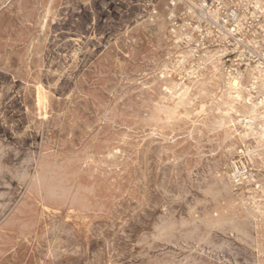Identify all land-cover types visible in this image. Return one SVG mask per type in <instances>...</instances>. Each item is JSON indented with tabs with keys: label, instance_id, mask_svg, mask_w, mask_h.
I'll list each match as a JSON object with an SVG mask.
<instances>
[{
	"label": "rangeland",
	"instance_id": "rangeland-1",
	"mask_svg": "<svg viewBox=\"0 0 264 264\" xmlns=\"http://www.w3.org/2000/svg\"><path fill=\"white\" fill-rule=\"evenodd\" d=\"M170 1L0 0V264H264V160L250 161L260 148L242 137L246 90L223 92L222 58L193 53Z\"/></svg>",
	"mask_w": 264,
	"mask_h": 264
},
{
	"label": "built area",
	"instance_id": "built-area-1",
	"mask_svg": "<svg viewBox=\"0 0 264 264\" xmlns=\"http://www.w3.org/2000/svg\"><path fill=\"white\" fill-rule=\"evenodd\" d=\"M169 8L173 25L189 32L193 53L222 58L246 103H263L264 114V0H171Z\"/></svg>",
	"mask_w": 264,
	"mask_h": 264
},
{
	"label": "bare ground",
	"instance_id": "bare-ground-1",
	"mask_svg": "<svg viewBox=\"0 0 264 264\" xmlns=\"http://www.w3.org/2000/svg\"><path fill=\"white\" fill-rule=\"evenodd\" d=\"M61 1V0H60ZM91 1V0H90ZM53 2V1H52ZM148 2V1H147ZM48 3V2H47ZM55 3V2H54ZM88 3V2H87ZM86 3V4H87ZM37 4V3H36ZM57 4V3H56ZM164 4H166V3H164ZM39 5V4H38ZM50 5V4H49ZM69 5V4H68ZM72 5V4H71ZM143 5V4H142ZM48 6V5H47ZM65 6V5H64ZM32 7V6H31ZM35 7V6H34ZM38 7V6H37ZM63 7V6H62ZM61 7V8H62ZM68 8H69V6H67ZM137 7V6H136ZM42 8V7H41ZM76 8V7H75ZM43 9V8H42ZM73 9V8H72ZM80 9V8H79ZM34 10V9H33ZM167 10V9H166ZM24 11V10H23ZM30 11V10H29ZM37 11V10H36ZM44 11V10H43ZM33 12V11H32ZM67 12V11H66ZM38 13V12H37ZM20 14V13H19ZM47 15V14H46ZM16 19V18H15ZM22 19V18H21ZM62 19V18H61ZM156 19V18H155ZM31 21V20H30ZM75 21V20H74ZM37 22V21H36ZM50 22V21H49ZM22 23V22H21ZM20 23V24H21ZM45 23V22H44ZM53 23V22H52ZM83 23V22H82ZM155 23V22H154ZM37 24V23H36ZM91 24H93V23H91ZM164 24V23H163ZM31 25V24H30ZM63 25V24H62ZM10 26V25H9ZM50 26H52V25H50ZM54 26V25H53ZM84 26V25H83ZM164 26V25H163ZM162 26V27H163ZM21 27V26H20ZM23 27V26H22ZM43 27V26H42ZM85 27V26H84ZM16 28V27H15ZM19 28V27H18ZM24 28V27H23ZM69 28V27H68ZM94 28V27H93ZM92 28V29H93ZM58 29V28H57ZM75 29V28H74ZM14 30V29H13ZM17 30V29H16ZM91 30V29H90ZM177 30V29H176ZM5 31V30H4ZM21 31V30H20ZM52 31V30H51ZM86 31V30H85ZM180 31V30H179ZM13 32V31H12ZM158 32V31H157ZM173 32V31H172ZM178 32V31H177ZM188 32V31H187ZM80 33V32H79ZM20 34V33H19ZM73 34H75V33H73ZM10 35V34H9ZM12 35H14V34H12ZM50 35V34H49ZM155 35V34H154ZM158 35V34H157ZM16 36H17V34H16ZM15 36V37H16ZM170 36V35H169ZM82 37V36H81ZM88 40V39H87ZM93 40V39H92ZM86 43V42H85ZM99 44V43H98ZM176 44V43H175ZM84 46V45H83ZM92 46V45H91ZM28 48V47H27ZM157 48V47H156ZM152 50H153V48H152ZM73 51V50H72ZM74 52V51H73ZM78 53V52H77ZM166 53V52H165ZM187 54L188 55H191L192 56V54H190L189 52H187ZM43 55H45V54H43ZM62 56H63V54H62ZM211 56V55H210ZM68 57H69V55H68ZM75 57V56H74ZM212 57V56H211ZM152 58H153V56H152ZM204 58V57H203ZM206 58H208V57H206ZM219 58V57H218ZM46 59V58H45ZM199 59V58H198ZM213 59V58H212ZM211 60V59H210ZM73 61V60H72ZM186 61V60H185ZM29 62V61H28ZM82 62V61H81ZM204 62H207V61H204ZM208 62H210L209 60H208ZM211 63V62H210ZM219 64V63H218ZM39 65V64H38ZM201 65V64H200ZM204 65V64H203ZM210 65H212V64H210ZM49 66V65H48ZM84 67V66H83ZM217 66H214L213 68H216ZM38 68V67H37ZM99 69V68H98ZM217 69V68H216ZM220 69V68H219ZM218 69V70H219ZM94 70H96V69H94ZM43 71V70H42ZM82 71V70H81ZM44 72V71H43ZM47 72V71H46ZM224 72V71H223ZM40 73V72H39ZM100 73V72H99ZM227 73V72H226ZM21 74V73H20ZM62 74V73H61ZM220 74V73H219ZM224 74V73H223ZM201 75V74H200ZM202 76V75H201ZM21 77V76H20ZM79 77V76H78ZM91 77V76H90ZM97 77V76H96ZM160 77V76H159ZM225 77V76H224ZM31 78V77H30ZM46 78V77H45ZM64 78V77H63ZM166 78V77H165ZM220 78H221V76H220ZM32 79V78H31ZM83 79V78H82ZM101 79V78H100ZM161 79V78H160ZM226 79V78H225ZM106 80V79H105ZM169 80V79H168ZM95 82H96V80H94ZM94 81H92L93 83H94ZM21 82V81H20ZM37 82V81H36ZM92 83V84H93ZM208 83V82H207ZM54 84V83H53ZM90 84V83H89ZM120 84V83H119ZM196 84V83H195ZM91 85V84H90ZM105 85V84H104ZM168 85H169V83H168ZM174 85V84H173ZM202 85V84H201ZM224 85V84H223ZM28 86V85H27ZM106 86V85H105ZM36 87V86H35ZM165 87V86H164ZM202 87V86H201ZM51 88V87H50ZM92 88V87H91ZM94 88V87H93ZM105 88V87H104ZM184 88V87H183ZM101 89V88H100ZM120 89H122V88H120ZM204 89V88H203ZM214 89V88H213ZM216 89H217V87H216ZM243 89V85L241 84V81L240 80H238V79H234V78H228L227 79V84H226V89H225V91H223L224 93L226 92L227 93V95L229 96V98L233 101L235 98H236V96H234V94L235 93H238V92H240L241 90ZM197 90V89H196ZM40 91V90H39ZM176 91V90H175ZM206 91H207V89H206ZM163 92V91H162ZM178 92V91H177ZM205 92V91H204ZM189 93H190V91H189ZM208 93H209V91H208ZM207 93V94H208ZM222 93V92H221ZM47 94V93H46ZM99 94V93H98ZM214 94V93H213ZM89 95V94H88ZM205 94L203 93V96H204ZM52 96V95H51ZM102 96V95H101ZM127 96V95H126ZM202 96V95H201ZM213 96V95H212ZM221 96V95H220ZM219 96V97H220ZM55 97V96H54ZM85 97V96H84ZM50 98V97H49ZM58 98V97H57ZM68 98H69V96H68ZM91 98V97H90ZM98 98V97H97ZM185 98V97H184ZM222 98V97H221ZM119 99H120V97H119ZM186 99V98H185ZM187 99H188V97H187ZM186 99V100H187ZM49 100V99H48ZM165 100V99H164ZM182 100V99H181ZM107 101V100H106ZM113 101H115V100H113ZM220 101V100H219ZM225 101H227V100H225ZM230 101V100H229ZM118 102H120V101H118ZM184 102H185V100H184ZM182 103V102H181ZM223 103H224V101H223ZM228 103V102H227ZM115 104V103H114ZM156 104V103H155ZM179 104V103H178ZM144 105V104H143ZM154 105V104H153ZM157 105V104H156ZM180 105V104H179ZM218 105V104H217ZM228 105V104H227ZM262 105H263V103H259V104H253V105H247L246 106V110H247V113L246 112H244L243 110V112L244 113H246L247 115H246V117H244V120H242L241 122H243V125H244V128H245V134L242 136V137H245L244 139H248V137H249V135H253V137L256 139V143L258 144V147L260 148L259 150H257L256 152H258V154L257 155H255V152H253V151H249L248 152V154H249V156H250V160H251V162H254L253 160H252V155H254L255 156V158L257 159V160H264L263 158V156H264V122H261L260 121V119L264 116L262 113V111H261V108H262ZM115 106V105H114ZM158 106V105H157ZM181 106V105H180ZM241 106V105H240ZM178 107V106H177ZM183 107V106H182ZM214 107H215V105H214ZM229 107V106H228ZM217 108V107H216ZM215 108V109H216ZM222 108V107H221ZM213 109V108H212ZM223 109V108H222ZM225 109V108H224ZM227 109V108H226ZM230 109V108H229ZM112 110V109H111ZM115 110V109H114ZM146 110V109H145ZM155 110H157L156 108H155ZM163 110V109H162ZM201 110V109H200ZM217 110V109H216ZM234 110V109H233ZM238 110V109H237ZM73 111V110H72ZM97 111V110H96ZM149 111V110H148ZM170 112L172 111V110H169ZM51 112V111H50ZM108 112V111H107ZM116 112V111H115ZM165 112V111H164ZM217 112H219L218 110H217ZM221 112V111H220ZM219 112V113H220ZM102 113V112H101ZM117 113V112H116ZM120 113V112H119ZM134 113V112H133ZM233 113H236L235 111H233ZM40 114H41V112H40ZM158 114V113H157ZM224 114V113H223ZM63 115H64V112H63ZM102 115V114H101ZM109 115V114H108ZM115 115V114H114ZM113 115V116H114ZM208 115V114H207ZM218 115V114H217ZM240 115V114H239ZM59 116V115H58ZM96 116V115H95ZM99 116H100V114H99ZM104 116V115H103ZM110 116V115H109ZM184 116V115H183ZM37 117V116H36ZM63 117V116H62ZM67 117V116H66ZM150 117V116H149ZM155 117V116H154ZM181 117V116H180ZM224 117V116H223ZM223 117H222V119H223ZM47 118V117H46ZM105 118V117H104ZM212 118V117H211ZM217 118V117H216ZM227 118V117H226ZM30 119V118H29ZM113 119V118H112ZM123 119V118H122ZM131 119V118H130ZM39 120V119H38ZM111 120V119H110ZM117 120H118V118H117ZM125 120H127V119H125ZM133 120V119H132ZM143 120V119H142ZM152 120V119H151ZM208 120V119H207ZM217 120V119H216ZM216 120H215V122H216ZM230 120V119H229ZM229 120H227V122L229 121ZM45 121V120H44ZM84 121V120H83ZM162 121V120H161ZM181 121V120H180ZM232 121V120H231ZM230 121V122H231ZM34 122V121H33ZM99 122V121H98ZM130 122H132V121H130ZM163 122V121H162ZM178 122V121H177ZM226 122V121H225ZM132 123H134V122H132ZM136 123V122H135ZM139 123V122H138ZM140 123H142L141 121H140ZM144 123V122H143ZM159 123V122H158ZM165 123V122H164ZM179 123V122H178ZM207 123V122H206ZM210 123V122H209ZM213 123H214V121H213ZM240 123V122H239ZM76 124V123H75ZM111 124H112V122H111ZM154 124V123H153ZM1 125V124H0ZM10 125H12V124H10ZM16 125V124H15ZM105 125V124H104ZM125 125V124H124ZM133 125V124H132ZM145 125V124H144ZM143 125V126H144ZM160 125V124H159ZM183 125H184V123H183ZM216 125V124H215ZM233 125V124H232ZM239 125V124H238ZM30 126V125H29ZM41 126V125H40ZM75 126V125H74ZM103 126V125H102ZM136 126V125H135ZM147 126H148V122H147ZM208 126V125H207ZM218 126V125H217ZM230 127H231V125H229ZM240 126V125H239ZM115 127H117V126H115ZM133 128H134V126H132ZM162 127V126H161ZM201 127V126H200ZM204 127V126H203ZM212 127V126H211ZM214 127V126H213ZM106 128V127H105ZM110 128V127H109ZM136 128V127H135ZM160 128V127H159ZM202 128V127H201ZM6 129V128H5ZM140 129H142V128H140ZM148 129V128H147ZM208 129V128H207ZM230 129V128H229ZM54 130V129H53ZM150 130H152V129H150ZM177 130H178V128H177ZM24 131V130H23ZM41 131H42V128H41ZM115 131V130H114ZM149 131V130H148ZM154 131V130H153ZM156 131H158V130H156ZM223 131V130H222ZM160 132V131H159ZM217 132V131H216ZM43 133V132H42ZM117 133V132H116ZM235 133H236V131H235ZM12 134V133H11ZM94 134H96V133H94ZM93 134V135H94ZM106 134V133H105ZM150 134V133H149ZM46 135V134H45ZM49 135V134H48ZM92 135V136H93ZM156 135V134H155ZM158 135V134H157ZM212 135V134H211ZM216 135V134H215ZM2 136V135H1ZM4 136V135H3ZM41 136V135H40ZM43 136V135H42ZM71 136V135H70ZM151 136V135H150ZM153 137H155V136H153ZM212 137V136H211ZM43 138V137H42ZM91 138H93V137H91ZM106 138V137H105ZM124 138V137H123ZM152 138V137H151ZM162 138V137H161ZM262 138H263V140H262ZM4 139V138H3ZM32 139H33V137H32ZM94 139V138H93ZM156 139V138H155ZM61 140V139H60ZM88 140V139H87ZM163 140V139H162ZM230 140V139H229ZM250 140V139H249ZM2 141V140H1ZM168 141V140H167ZM17 142V141H16ZM61 142V141H60ZM117 143V142H116ZM149 143V142H148ZM255 143V144H256ZM71 144V143H70ZM84 144V143H83ZM100 144V143H99ZM239 144V143H238ZM40 145V144H39ZM47 145V144H46ZM61 145V144H60ZM64 145V144H63ZM103 145H108V144H103ZM112 145V144H111ZM110 145V146H111ZM123 145V144H122ZM2 146H3V143H2ZM30 146H31V144H30ZM90 146V145H89ZM102 146V145H101ZM158 146V145H157ZM43 147V146H42ZM126 147V146H125ZM165 147V146H164ZM4 148V147H3ZM6 148V147H5ZM75 148V147H74ZM159 148V147H158ZM170 148V147H169ZM237 148V147H236ZM8 149H9V147H8ZM17 149V148H16ZM15 149V150H16ZM37 149V148H36ZM52 149V148H51ZM218 149H220L219 147H218ZM2 150V148L0 149V151ZM27 150V149H26ZM29 150H31V149H29ZM88 150V149H87ZM91 150V149H90ZM159 150V149H158ZM162 150V149H161ZM174 150V149H173ZM214 150V149H213ZM212 150V151H213ZM221 150V149H220ZM234 150V149H233ZM6 151V150H5ZM36 151V150H35ZM67 151V150H66ZM133 151V150H132ZM19 152V151H18ZM22 152V151H21ZM21 152H19V154L21 153ZM25 152V151H24ZM27 152V151H26ZM25 152V153H26ZM30 152V151H29ZM37 152V151H36ZM40 152V151H39ZM77 152H80V151H77ZM88 152V151H87ZM134 152H136V151H134ZM158 152V151H157ZM162 152V151H161ZM224 152H226V151H224ZM9 153V152H8ZM31 153V152H30ZM33 153H34V150H33ZM66 153V152H65ZM172 153V152H171ZM6 154V153H5ZM19 154H16V155H19ZM49 154V153H48ZM47 154V155H48ZM53 154H54V152H53ZM60 154V153H59ZM77 154V153H76ZM80 154V153H79ZM84 154V153H83ZM1 155V154H0ZM10 155V154H9ZM15 155V156H16ZM46 155V154H45ZM45 155H43V156H45ZM51 155V154H50ZM80 155H82V154H80ZM133 155V154H132ZM180 155V154H179ZM213 155H215V154H213ZM26 156H28V155H26ZM39 156V155H38ZM56 156H57V154H56ZM182 156V155H181ZM8 157V156H7ZM10 157V156H9ZM25 157V156H24ZM24 157H22V159L24 158ZM36 157V156H35ZM51 157V156H50ZM97 157V156H96ZM248 157V156H247ZM2 158H4V157H2ZM13 158V157H12ZM38 158V157H37ZM64 158V157H63ZM124 157H122V159H123ZM6 159V158H5ZM15 159V158H14ZM26 159V158H25ZM33 159V158H32ZM39 159V158H38ZM41 159V158H40ZM39 159V160H40ZM50 158H48V161H50L49 160ZM65 159V158H64ZM77 159V158H76ZM8 160H9V158H8ZM17 160V159H16ZM37 160V159H36ZM71 160H73V159H71ZM102 160V159H101ZM106 160H107V158H106ZM2 161H3V159H2ZM44 161V160H43ZM46 161V160H45ZM63 161V160H62ZM156 161V160H155ZM180 161V160H179ZM183 161V160H182ZM22 162H24V161H22ZM27 162V161H26ZM40 162H42L41 160H40ZM66 162V161H65ZM181 162V161H180ZM8 163V162H7ZM11 163H12V161H11ZM15 163V162H14ZM46 163V162H45ZM71 163H72V161H71ZM73 163H75L76 164V162H73ZM82 163V162H81ZM80 163V164H81ZM123 163H125V162H123ZM131 163V162H130ZM264 163V162H263ZM18 164V163H17ZM16 164V165H17ZM30 164L32 165L33 163H31L30 162ZM36 164V163H35ZM43 164H44V162H43ZM65 164V163H64ZM70 164V163H69ZM166 164V163H165ZM183 164V163H182ZM256 164V163H255ZM1 165V164H0ZM5 165V164H4ZM23 165V164H22ZM88 165V164H87ZM131 165H132V163H131ZM175 165V164H174ZM18 166V165H17ZM16 166V167H17ZM19 166H20V163H19ZM58 166V165H57ZM11 167V166H10ZM13 167V166H12ZM40 167V166H39ZM43 167H46V166H43ZM48 167V166H47ZM55 167V166H54ZM53 167V168H54ZM62 167V166H61ZM65 167H66V165H65ZM131 167V166H130ZM14 168H15V166H14ZM25 168H26V166H25ZM50 168H51V166H50ZM67 168V167H66ZM69 168V167H68ZM72 168V167H71ZM79 168H81V167H79ZM78 168V169H79ZM90 168V167H89ZM177 168H178V166H177ZM28 169H30V168H28ZM41 169H43V168H41ZM45 169V168H44ZM43 169V170H44ZM73 169V168H72ZM76 169V168H75ZM121 169V168H120ZM263 169H264V167H263ZM21 170V169H20ZM50 170V169H49ZM85 170H86V168H85ZM36 172H37V170H35ZM39 171V170H38ZM51 171V170H50ZM92 171V170H91ZM2 172V171H1ZM17 173H18V170L16 171ZM20 172V171H19ZM26 172H29V171H27L26 170ZM55 172V171H54ZM62 172V171H61ZM87 172H88V169H87ZM93 172V171H92ZM5 173V172H4ZM23 173V172H22ZM51 173H53V171L51 172ZM66 173V172H65ZM75 173V172H74ZM78 173V172H77ZM89 173V172H88ZM88 173H86V174H88ZM212 173V172H211ZM14 174H15V172H14ZM20 174L21 173H19L18 175H19V177H20ZM39 174V173H38ZM38 174H36V176H38ZM48 174V173H47ZM61 174V173H60ZM62 174H64V173H62ZM82 174H84V173H82ZM255 174V173H254ZM263 174V173H262ZM8 175V174H7ZM15 175H17V174H15ZM22 175V174H21ZM32 175V174H31ZM52 175V174H51ZM67 175V174H66ZM70 175H72V174H70ZM106 175H108V174H106ZM210 175V174H209ZM228 175V174H227ZM39 176H40V174H39ZM44 176V175H43ZM53 176V175H52ZM51 176V177H52ZM73 176V175H72ZM86 176V175H85ZM220 176V175H219ZM23 177V176H22ZM25 177V176H24ZM23 177V178H24ZM27 177V176H26ZM40 177H42V176H40ZM39 177V178H40ZM47 177V176H46ZM51 177H50V179H51ZM57 177V176H56ZM76 177V176H75ZM74 177V178H75ZM222 177H224V176H222ZM226 177V176H225ZM30 178V177H29ZM39 178H37V179H39ZM48 178V177H47ZM54 178H55V176H54ZM60 178H61V176H60ZM77 178V177H76ZM218 178V177H217ZM263 178H264V176H263ZM1 179V178H0ZM19 179V178H18ZM41 180H42V178H40ZM61 179H63V178H61ZM60 179V180H61ZM68 179V178H67ZM73 179V178H72ZM90 179V178H89ZM100 179V178H99ZM98 179V180H99ZM3 180V179H2ZM12 180H14V179H12ZM22 180V179H21ZM27 180V179H26ZM29 180V179H28ZM45 180V179H44ZM49 180V179H48ZM56 181H58L57 179H55ZM54 180V181H55ZM65 180V179H64ZM68 180H70V179H68ZM83 180V179H82ZM97 180V179H96ZM103 180V179H102ZM105 180V179H104ZM103 180V181H104ZM223 180H225V179H223ZM233 180V179H232ZM18 181V180H17ZM20 181V180H19ZM23 181H25V180H23ZM46 181V180H45ZM101 181V180H100ZM99 181V182H100ZM253 181V180H252ZM255 181V180H254ZM28 183H29V181H27ZM32 182V181H31ZM38 182V181H37ZM69 182V181H68ZM98 182V183H99ZM108 182V181H107ZM217 182V181H216ZM1 183V182H0ZM8 183V182H7ZM44 183V182H43ZM52 183V182H51ZM60 183V182H59ZM70 183H71V181H70ZM70 183H69V185H70ZM103 183V182H102ZM225 183V182H224ZM3 184V183H2ZM47 184V183H46ZM49 184V183H48ZM54 184H55V182H54ZM63 184V183H62ZM79 184V183H78ZM96 184V183H95ZM94 184V185H95ZM107 184V183H106ZM221 184V183H220ZM6 185V184H5ZM13 185V184H12ZM26 185H27V183H26ZM41 185V184H40ZM43 185V184H42ZM56 185V184H55ZM65 185H66V183H65ZM72 185H73V183H72ZM72 185H70V186H72ZM97 185H100V183L99 184H97ZM109 185V184H108ZM9 186V185H8ZM24 186V185H23ZM31 186V185H30ZM57 186V185H56ZM63 186V185H62ZM61 186V187H62ZM66 186H68V185H66ZM65 186V187H66ZM79 186V185H78ZM77 186V187H78ZM85 186H86V184H85ZM84 186V187H85ZM89 186H91V185H89ZM128 186V185H127ZM254 186V185H253ZM256 186V185H255ZM17 187V186H16ZM49 187H50V184H49ZM53 187V186H52ZM64 187V186H63ZM76 187V186H75ZM224 187V186H223ZM233 187V186H232ZM6 188V187H5ZM30 188V187H29ZM32 188V187H31ZM67 188V187H66ZM71 188V187H70ZM74 188V187H73ZM87 187H85V189H86ZM233 188H235V187H233ZM11 189V188H10ZM21 189V188H20ZM34 189V188H33ZM84 189V188H83ZM226 189V188H225ZM232 189V188H231ZM8 190V189H7ZM19 190V189H18ZM79 190V189H78ZM78 190H76V191H78ZM93 190H94V188H93ZM92 190V191H93ZM98 190V189H97ZM23 191V190H22ZM38 191H39V189H38ZM65 191H66V189H65ZM72 191V190H71ZM99 191V190H98ZM228 191V193H229V191L230 190H227ZM15 192V191H14ZM45 192H47V191H45ZM50 192V191H49ZM48 192V193H49ZM51 192H53L52 190H51ZM58 192V191H57ZM56 192V193H57ZM78 192H81V191H78ZM102 192V191H101ZM226 192V191H225ZM11 193V192H10ZM66 193V192H65ZM72 193V192H71ZM93 193V192H92ZM92 193H89L90 195H93ZM106 193V192H105ZM108 193V192H107ZM9 194V193H8ZM20 194V193H19ZM39 194V193H38ZM44 194V193H43ZM54 194V193H53ZM67 194V193H66ZM74 194V193H73ZM98 194V193H97ZM96 194V195H97ZM121 194H123V193H121L120 192V195ZM234 194V193H233ZM12 195V194H11ZM10 195V196H11ZM14 195V194H13ZM50 195V194H49ZM60 195V194H59ZM82 196H83V194H81ZM80 195V193H79V196H81ZM86 195V194H85ZM119 195V194H118ZM9 196V197H10ZM29 196V195H28ZM51 196V195H50ZM61 196V195H60ZM65 196H67V195H65ZM71 196V195H70ZM228 196V195H227ZM12 197V196H11ZM14 197H15V195H14ZM31 197H32V195H31ZM38 197V196H37ZM42 197V196H41ZM44 198H45V196H43ZM42 197V198H43ZM55 197V196H54ZM86 197V196H85ZM90 197V196H89ZM229 197H231V196H229ZM30 198V197H29ZM34 198V197H33ZM40 198V197H39ZM56 198V197H55ZM60 199H61V197H59ZM74 198H75V196H74ZM77 198H79L78 196H77ZM84 198V197H83ZM7 199V198H6ZM14 199V198H13ZM16 199H17V197H16ZM23 199V198H22ZM48 199H50V198H48ZM89 199V198H88ZM178 199V198H177ZM180 199V198H179ZM237 199V198H236ZM1 200H2V198H1ZM10 200V199H9ZM41 200V199H40ZM57 200V199H56ZM59 200V199H58ZM64 200V199H63ZM62 200V201H63ZM76 200V199H75ZM79 200V199H78ZM82 200V199H81ZM81 200H79V201H81ZM87 200V199H86ZM92 200H93V197H92ZM91 200V201H92ZM141 200V199H140ZM174 200V199H173ZM182 200V199H181ZM180 200V201H181ZM197 200H199V198L197 199ZM196 200V201H197ZM242 200V199H241ZM14 201V200H13ZM45 201V200H44ZM66 201V200H65ZM72 201V200H71ZM102 201H104V200H102ZM184 201V200H183ZM234 201V200H233ZM7 202V201H6ZM8 202H10V201H8ZM30 202H31V200H30ZM34 202H36L35 200H34ZM55 202V201H54ZM53 202V203H54ZM77 202V201H76ZM86 202V201H85ZM109 202V201H108ZM114 202V201H113ZM123 202V201H122ZM247 202V201H246ZM1 203V202H0ZM20 203H21V201H20ZM32 203V202H31ZM37 203V202H36ZM45 203V202H44ZM51 203H52V201H51ZM69 203L71 204V202L69 201ZM79 203V202H78ZM77 203V204H78ZM83 203V202H82ZM94 203H95V200H94ZM102 203V202H101ZM136 203V202H135ZM176 203V202H175ZM197 203V202H196ZM199 203V202H198ZM25 204V203H24ZM50 204V203H49ZM61 204H63V203H61ZM84 204H86V203H84ZM237 204H239V203H237ZM236 204V205H237ZM1 206H2V204H0ZM14 205H16V204H14ZM19 205V204H18ZM35 205V204H34ZM33 205V206H34ZM45 205H47L46 203H45ZM54 205H55V203H54ZM5 206V205H4ZM24 206V205H23ZM50 206V205H49ZM64 206V205H63ZM89 206H91V205H89ZM94 206V205H93ZM98 206H100V205H98ZM97 206V207H98ZM200 206V205H199ZM15 207V206H14ZM21 207V206H20ZM32 207V206H31ZM70 207V206H69ZM68 207V208H69ZM74 207V206H73ZM84 208H86V206H83ZM103 207V206H102ZM101 207V208H102ZM197 207V206H196ZM238 207V206H237ZM241 207V206H240ZM240 207H238V208H240ZM260 207H262V206H260ZM2 208V207H1ZM5 208H7L8 209V207H6L5 206ZM13 208V207H12ZM26 208H27V205H26ZM29 208H30V206H29ZM53 208V207H52ZM58 208V207H57ZM67 208V207H66ZM99 208V207H98ZM115 208V207H114ZM189 208V207H188ZM256 208V207H255ZM46 209V208H45ZM44 209V210H45ZM224 209V208H223ZM226 209H228V208H226ZM20 210V209H19ZM28 210V209H27ZM85 210V209H84ZM91 211H92V209H90ZM95 210H97V209H95ZM94 210V211H95ZM123 210V209H122ZM162 210H164V209H162ZM192 210V209H191ZM195 210V209H194ZM193 210V211H194ZM247 210V209H246ZM14 211V210H13ZM72 211V210H71ZM100 211V210H99ZM99 211H97V212H99ZM192 211V212H193ZM224 211V210H223ZM226 211V210H225ZM236 211H238V210H236ZM242 211V210H241ZM257 211H259V210H257ZM7 212V211H6ZM32 212V211H31ZM65 212V211H64ZM70 212V211H69ZM86 212H88V211H86ZM251 212V211H250ZM4 213V212H3ZM2 213V214H3ZM17 213V212H16ZM18 213H20V212H18ZM17 213V214H18ZM28 213V212H27ZM56 213V212H55ZM78 213V212H77ZM253 213V212H252ZM14 214V213H13ZM20 214H22V213H20ZM84 214V213H83ZM117 214V213H116ZM194 214V213H193ZM244 214V213H243ZM248 214V213H247ZM250 214V213H249ZM248 214V215H249ZM260 214V213H259ZM1 215V214H0ZM24 215V214H23ZM26 215V214H25ZM28 215V214H27ZM32 215V214H31ZM31 215H29V216H31ZM79 215V214H78ZM196 215H197V213H196ZM256 215H257V213H256ZM261 215V214H260ZM9 216V215H8ZM28 216V217H29ZM34 216V215H33ZM191 216V215H190ZM217 216V215H216ZM264 216V215H263ZM263 216H261V217H263ZM27 217V216H26ZM35 217H36V215H35ZM34 217V218H35ZM111 217V216H110ZM162 217V216H161ZM180 217V216H179ZM188 217V216H187ZM196 217V216H195ZM220 217V216H219ZM252 217H253V215H252ZM257 217V216H256ZM13 218H15L14 216H13ZM30 218V217H29ZM118 218V217H117ZM166 218V217H165ZM168 218V217H167ZM171 217H169V219H170ZM181 218V217H180ZM179 218V220H181ZM193 218V217H192ZM17 219H19V218H16V220ZM22 219V218H21ZM33 219V218H32ZM42 219V218H41ZM52 219V218H51ZM186 219H189V218H186ZM185 219V220H186ZM198 219V218H197ZM259 219V218H258ZM5 220V219H4ZM3 220V221H4ZM7 220V219H6ZM14 220V219H13ZM13 220H12V222H13ZM15 220V221H16ZM25 220V219H24ZM34 220V219H33ZM172 220V219H171ZM175 220V219H174ZM190 220V219H189ZM257 220V219H256ZM10 221V220H9ZM32 221V220H31ZM35 221V220H34ZM33 221V222H34ZM182 221V220H181ZM220 221V220H219ZM29 222H30V220H29ZM40 222V221H39ZM58 222V221H57ZM172 221H170L169 223H171ZM191 222V221H190ZM9 223V222H8ZM11 223V222H10ZM17 225H18V223H17V221L15 222ZM19 223H21V222H19ZM110 223H112V222H110ZM120 223V222H119ZM168 223V222H167ZM177 223V222H176ZM192 223V222H191ZM221 223V222H220ZM11 224H13V223H11ZM32 225L34 224V223H31ZM56 224V223H55ZM156 224V223H155ZM165 224H166V222H165ZM175 224V223H174ZM181 224H183V223H181ZM188 224H189V222H188ZM2 225V224H1ZM4 225H6V224H3V226ZM15 225V224H14ZM27 225H28V223H27ZM35 225V224H34ZM158 225V224H157ZM170 225V224H169ZM173 225V224H172ZM180 225V224H179ZM184 225V224H183ZM2 226V227H3ZM8 226V225H7ZM6 226V227H7ZM10 226V225H9ZM8 226V227H9ZM12 226V225H11ZM20 226V225H19ZM59 226V225H58ZM161 226V225H160ZM165 226V225H164ZM171 226V225H170ZM169 226V227H170ZM175 226V225H174ZM186 226V225H185ZM195 226V225H194ZM199 226V225H198ZM197 226V228H199ZM1 227V228H2ZM15 227V226H14ZM21 227V226H20ZM30 227V226H29ZM28 227V228H29ZM33 227V226H32ZM54 227H56V226H54ZM95 227V226H94ZM22 228V227H21ZM21 228H19V229H21ZM36 228H37V226H36ZM45 228V227H44ZM153 228H155V227H153ZM166 228V227H165ZM175 228H177V226L176 227H173V229H175ZM185 228H187V227H185ZM189 228V227H188ZM191 228V227H190ZM11 229V228H10ZM56 229V228H55ZM119 229V228H118ZM164 229V228H163ZM168 229V228H167ZM166 229V230H167ZM172 229V228H171ZM173 229H172V231H173ZM178 230H179V228H177ZM196 229V228H195ZM14 230V229H13ZM23 230H24V227H23ZM26 230V229H25ZM31 230H32V228H31ZM30 230V231H31ZM61 230H63L62 228H61ZM68 230V229H67ZM71 230V229H70ZM109 230V229H108ZM157 230H158V228H157ZM199 230V229H198ZM28 231V230H27ZM32 231H34V230H32ZM31 231V232H32ZM47 231V230H46ZM55 231H57V230H55ZM63 231H65V229L63 230ZM154 231V230H153ZM169 231V230H168ZM172 231H171V234H172ZM177 231V230H176ZM2 232V231H1ZM23 232H25V231H23ZM30 232V233H31ZM49 232H50V230H49ZM97 232H99V231H97ZM175 232V231H174ZM6 233V232H5ZM19 233H20V231H19ZM18 233V234H19ZM41 233V232H40ZM54 233V232H53ZM64 233H66V231L64 232ZM152 233V232H151ZM234 233V232H233ZM232 233V234H233ZM23 234V233H22ZM29 234V233H28ZM27 234V235H28ZM45 234V233H44ZM62 234V233H61ZM156 234V233H155ZM159 234V233H158ZM169 234V233H168ZM2 235H3V233H2ZM13 235V234H12ZM73 235V234H72ZM96 235V234H95ZM102 235V234H101ZM142 235V234H141ZM167 234H165V236H166ZM174 235V234H173ZM29 236V235H28ZM41 236H44V235H41ZM103 236V235H102ZM153 236V235H152ZM151 236V237H152ZM158 236V235H157ZM161 236V235H160ZM167 236H169V235H167ZM180 236V235H179ZM6 236H4L3 238H5ZM22 237V236H21ZM150 237V236H149ZM154 237V236H153ZM162 237V236H161ZM171 237V236H170ZM181 237V236H180ZM237 238H238V236H236ZM44 238V237H43ZM172 238H173V236H172ZM7 239V238H6ZM9 239V238H8ZM128 239V238H127ZM141 239H143V238H141ZM148 239V238H147ZM150 239V238H149ZM169 240H171V238H168ZM168 239H161V240H166L167 242H168ZM178 239V238H177ZM183 239V238H182ZM2 241H3V239H1ZM31 240V239H30ZM109 240V239H108ZM129 240V239H128ZM137 240V239H136ZM144 240V239H143ZM143 240H142V242H143ZM173 240V239H172ZM176 240V239H175ZM181 240V239H180ZM187 240V239H186ZM76 241V240H75ZM105 241V240H104ZM141 241V240H140ZM158 241V240H157ZM110 243H111V241H109ZM144 242H145V240H144ZM148 242H150V241H148ZM181 242V241H180ZM4 243V242H3ZM8 243V242H7ZM6 243V244H7ZM10 243V242H9ZM62 243V242H61ZM140 243V242H139ZM159 243V242H158ZM179 243V242H178ZM104 244H105V242H104ZM118 244H119V242H118ZM122 244V243H121ZM153 244V243H152ZM160 244V243H159ZM177 244V243H176ZM2 245H4V244H2ZM60 245V244H59ZM112 245V244H111ZM191 245V244H190ZM229 245V244H228ZM1 246V245H0ZM9 246H11V244H9ZM13 246V245H12ZM61 246V245H60ZM133 246V245H132ZM150 246V245H149ZM234 246V245H233ZM232 246V247H233ZM7 247V246H6ZM20 247V246H19ZM58 247V246H57ZM143 247V246H142ZM169 247V246H168ZM172 247V246H171ZM231 247V248H232ZM242 247V246H241ZM23 248V247H22ZM144 248V247H143ZM226 248V247H225ZM237 248V247H236ZM251 248H253V247H251ZM11 249V248H10ZM108 249V248H107ZM112 249V248H111ZM150 249V248H149ZM233 249V248H232ZM53 251H54V249H52ZM57 250V249H56ZM244 250H247V249H244ZM12 251V250H11ZM59 251V250H58ZM64 251V250H63ZM73 251V250H72ZM75 251H77V250H75ZM107 251V250H106ZM172 251V250H171ZM180 251V250H179ZM239 251H240V249H239ZM242 251V250H241ZM15 252V251H14ZM71 252V251H70ZM173 252V251H172ZM243 252V251H242ZM261 252V251H260ZM2 253H4V252H2ZM54 253H55V251H54ZM62 253V252H61ZM63 253H65V252H63ZM75 253V252H74ZM84 253V252H83ZM86 253V252H85ZM162 253V252H161ZM175 253V252H174ZM228 253V252H227ZM255 253H257V252H255ZM13 254V253H12ZM71 254V253H70ZM87 254V253H86ZM91 254V253H90ZM139 254V253H138ZM154 254H155V251H154ZM229 254V253H228ZM2 255V254H1ZM56 255V254H55ZM102 255V254H101ZM177 255V254H176ZM238 255V254H237ZM13 256V255H12ZM54 256V255H53ZM58 256V255H57ZM76 256H77V254H76ZM121 256V255H120ZM147 256V255H146ZM45 257V256H44ZM49 257H50V255H49ZM83 257V256H82ZM137 257H138V255H137ZM239 257V256H238ZM141 258V257H140ZM175 258V257H174ZM242 258V257H241ZM257 258V257H256ZM57 259V258H56ZM118 259V258H117ZM149 259V258H148ZM258 259H260V258H258ZM59 260V259H58ZM79 260V259H78ZM87 260V259H86ZM124 260V259H123ZM133 260V259H132ZM248 260V259H247ZM257 260V259H256ZM56 261V260H55ZM135 261V260H134ZM185 261H188V260H185ZM261 261V260H260ZM103 262V261H102ZM111 262V261H110ZM256 262H258V261H256ZM40 263V262H39ZM80 263V262H79ZM178 263V262H177ZM196 263V262H195ZM195 263H193V264H195ZM202 263V262H201ZM173 264V263H172ZM182 264V263H181ZM197 264V263H196ZM217 264V263H216ZM248 264V263H247Z\"/></svg>",
	"mask_w": 264,
	"mask_h": 264
}]
</instances>
